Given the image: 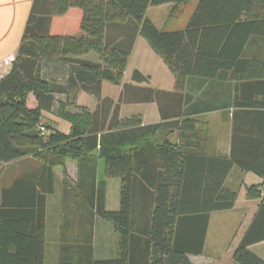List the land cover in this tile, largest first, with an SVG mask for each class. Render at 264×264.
I'll return each instance as SVG.
<instances>
[{"label":"trees","instance_id":"1","mask_svg":"<svg viewBox=\"0 0 264 264\" xmlns=\"http://www.w3.org/2000/svg\"><path fill=\"white\" fill-rule=\"evenodd\" d=\"M190 1L198 3L182 28L159 29L147 16L151 6L178 7ZM138 35L175 79L174 92L132 87V102L159 106L163 122L150 125L143 124L141 115L121 116L119 102L112 112L101 99L103 81L123 83ZM91 53L98 61L82 59ZM43 61L71 65L66 85L41 76ZM189 76L233 81L229 156H207L181 150L167 139L150 140L166 120L182 115ZM133 79L144 83L149 76L136 70ZM75 90L96 95L97 109L61 112L71 122L68 133L49 124L41 132L42 113L53 109L55 94ZM30 92L38 100L36 107L27 104ZM96 150L105 160L106 176L121 181L119 210L105 208L104 185L97 181L92 157ZM31 156L39 161L34 169L0 189V264H45L46 198L56 191L54 166L66 157L80 161V192L70 213L83 219L88 240L96 214L112 222L120 257L95 261L87 240L75 254L65 253L61 264H126L136 235L138 198L149 206L150 264H191L188 254L203 252L210 213L230 210L237 202L238 193L225 185L232 169L264 179V0H33L12 70L0 80V167ZM260 195L256 186L247 190L249 198ZM27 237L28 247L22 242ZM263 240L264 200L234 259L264 264L249 249Z\"/></svg>","mask_w":264,"mask_h":264},{"label":"crops","instance_id":"2","mask_svg":"<svg viewBox=\"0 0 264 264\" xmlns=\"http://www.w3.org/2000/svg\"><path fill=\"white\" fill-rule=\"evenodd\" d=\"M32 2L33 0H0V80L5 78L12 70ZM171 5L173 4L168 3L159 5V7H170ZM151 20L154 22V19L151 18ZM82 59L98 61V56L91 53L83 56ZM137 70L141 71V69ZM141 73L149 76V80L152 82L156 78L154 74H145L143 71ZM171 77V74H167V87H162L159 80L152 88L167 93L174 92L175 79L172 80ZM142 84L136 82L134 85L140 87L143 86ZM183 94L182 115L166 120L163 129L156 132L150 139L152 140L155 137L157 139L163 135L166 137L165 140L167 139L176 144L178 148L184 151L207 156H229L233 129L232 118L235 111L233 107V81L189 76ZM146 105L153 106H147V108L139 111L133 109L127 111V114L131 115L132 112H136L135 115H141L144 125L163 122L158 104L149 102ZM97 106L98 104L96 108ZM142 143L144 141H140L139 146ZM95 159L97 162V181L99 182L101 158ZM92 161L94 162V160H91V165ZM79 165L80 161L78 159H67L66 175L61 170L60 215L53 217L52 213L54 200L51 199L56 191L47 195L45 264H61L65 253L67 255L75 254L78 244L88 240L86 237L89 235L85 237L82 228L81 221L83 219L78 218L75 211L72 213L69 211L70 208L75 209L77 206V193L80 192L76 188L79 179ZM33 169L34 166H27L17 168V170L13 169L11 173L0 171V189L9 187L17 176L26 174ZM225 185L232 190L234 186H239L240 194L237 202L230 210L210 213L203 252L188 254L191 264H239L234 259V252L264 200V179L253 172H246L239 167H234ZM252 186L257 187L261 194L260 197L249 198L247 196V190ZM104 194L105 208L107 210H119L121 181L118 178L109 179ZM145 206V202L138 198L133 223V232L136 235L131 240L126 264H150L151 262L147 233L150 228V212L147 209L149 206ZM90 221V216H88L84 222L89 225ZM88 241L91 242L92 255L95 261H113L120 257L119 234L114 224L101 218L98 214L95 215L91 238ZM22 242L23 246L26 243L28 247V237L24 238ZM52 243L54 244L51 245ZM23 246L22 248H24ZM249 249L264 260V240L251 244ZM48 257L50 261L46 263Z\"/></svg>","mask_w":264,"mask_h":264},{"label":"rangeland","instance_id":"3","mask_svg":"<svg viewBox=\"0 0 264 264\" xmlns=\"http://www.w3.org/2000/svg\"><path fill=\"white\" fill-rule=\"evenodd\" d=\"M197 1H190L187 3H182L178 7L174 4L170 7L168 6H152L148 10V17L154 19L155 25L159 29L164 30H174L178 28H182L188 22V19L194 12ZM47 63V64H46ZM71 65L69 63H62L59 61H52L48 63L47 61L42 62V70L41 76L48 80L49 83L58 84V85H66V80L68 77V69ZM137 69H141L145 74H154L156 78L154 81L144 82L140 86L142 88H151L154 87L160 80L162 87H167V74H171V78L173 80V74L165 64L163 59L153 52L151 47L149 46L146 39L142 36L138 35L135 41V45L130 55L129 63L127 70L124 75L123 83L119 85L112 84L110 82L105 81L101 86L103 91L101 90V99L104 100L102 103L105 107H109L110 110L113 112L114 106L116 103H120V114L123 117H130L135 115L136 112H132L133 114H127L130 110H142L147 108V106L152 107L153 105H146V103H136L132 102L130 98H132V94H135L132 87H137L136 82L133 79L134 72ZM164 69V71H163ZM140 71V70H139ZM140 71V72H141ZM166 72V73H165ZM147 76V75H146ZM166 76V77H164ZM149 86V87H148ZM156 90V89H155ZM158 91V90H157ZM28 100L27 104L36 107L38 106V100L36 99L35 95L30 92L28 93ZM108 100V101H106ZM128 100V101H127ZM131 101V102H130ZM112 102V103H110ZM99 104V99L96 95L86 92L84 90H75L71 91L68 94H55V104L52 111H43L42 113V120L46 126L55 127L58 130L63 132H70L71 130V122L66 120L62 115L61 112H66L70 114L81 113V107H85L91 112L95 111L96 105ZM62 108V109H61ZM62 110V111H61ZM128 111V112H127ZM49 124V125H48ZM54 128V129H55ZM165 136L158 137L156 139L153 138L152 141L154 143H163L165 141ZM151 140V139H150ZM99 151H94L92 153V157L94 158H101L99 156ZM76 158L73 157H66L62 164H58L54 166V172L56 176V193L52 195V201L54 202L53 205V217L58 216L61 214V205H60V195H61V170H63L64 175H66V160ZM100 181L103 182L104 191L108 185V180L111 179L110 177L106 176L105 173V160L104 158L100 159ZM39 161L32 156L27 159H22L19 161H15L11 163L2 164L0 167V171L2 172H9L11 173L13 169L17 170L27 166H34L38 164ZM119 179V178H118ZM120 180V179H119ZM78 182V181H77ZM234 191L240 194L239 186H234ZM105 195V194H104ZM105 197V196H104ZM256 214V213H255ZM102 218V217H101ZM52 243L51 245H53ZM50 258L48 257L46 263H49Z\"/></svg>","mask_w":264,"mask_h":264},{"label":"built area","instance_id":"4","mask_svg":"<svg viewBox=\"0 0 264 264\" xmlns=\"http://www.w3.org/2000/svg\"><path fill=\"white\" fill-rule=\"evenodd\" d=\"M39 128H40L41 132H43V133L46 131V125L44 124V122L40 123V127Z\"/></svg>","mask_w":264,"mask_h":264}]
</instances>
